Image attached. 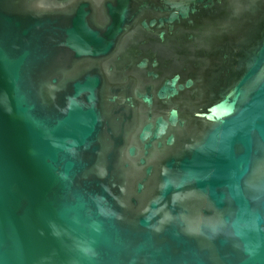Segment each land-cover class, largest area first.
Segmentation results:
<instances>
[{"label":"water","instance_id":"obj_1","mask_svg":"<svg viewBox=\"0 0 264 264\" xmlns=\"http://www.w3.org/2000/svg\"><path fill=\"white\" fill-rule=\"evenodd\" d=\"M0 264H264V0H0Z\"/></svg>","mask_w":264,"mask_h":264}]
</instances>
